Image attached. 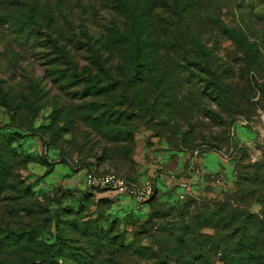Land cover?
Wrapping results in <instances>:
<instances>
[{
	"label": "rangeland",
	"instance_id": "1",
	"mask_svg": "<svg viewBox=\"0 0 264 264\" xmlns=\"http://www.w3.org/2000/svg\"><path fill=\"white\" fill-rule=\"evenodd\" d=\"M29 9L41 24L15 29ZM130 33L158 44L139 86L119 61L127 41L108 38ZM89 76L117 90L90 95ZM263 113L264 0H0V264L60 254L56 215L69 264L264 256ZM92 169L154 177L158 193L89 188Z\"/></svg>",
	"mask_w": 264,
	"mask_h": 264
},
{
	"label": "trees",
	"instance_id": "2",
	"mask_svg": "<svg viewBox=\"0 0 264 264\" xmlns=\"http://www.w3.org/2000/svg\"><path fill=\"white\" fill-rule=\"evenodd\" d=\"M29 23H34L36 25L41 24V21L36 17L35 11L31 9H29L28 12H25L23 17L16 21L17 26L14 24L16 26L15 29L18 27L19 31L23 32L25 29H27V25ZM50 24L51 22H49V27L51 28ZM80 34L82 37L87 38L88 41L90 40V35L87 30L82 29ZM108 38L112 43H115L116 41H122L124 43L125 41L123 40L127 41L128 44L125 47L124 57L122 58V55H120L119 61L127 64L126 67L128 69L129 79L134 82L136 86H139L140 82H149L151 79L152 63H154L153 57L157 54L156 48L158 45L155 43V41L152 42V40H154L153 37L149 35L148 37L143 38V36L139 34L130 33L121 36L112 35L108 36ZM88 44L90 45L89 42ZM91 50L93 62L96 63L99 69L107 70L106 60L103 59L104 53L96 51L95 48H92ZM256 58L257 56L252 58L251 61L256 60ZM206 69L209 68L206 67ZM86 80L88 81V85L86 86L85 90L86 92H89L90 95L112 94L115 90H117V86L115 85L112 76H110V79L107 81L106 85L101 84L102 80L96 76H89ZM211 83H213L217 89L215 96H222L220 86L218 87L216 82L211 81ZM116 134L119 136L122 134V131L119 129ZM44 158L45 161L48 162V158L46 156H44ZM1 159L2 158H0V183L5 180L6 173L8 172L5 162ZM155 190V195L146 202H149L155 198L158 193V188L156 187ZM62 209L65 210L67 208ZM56 220L58 221L57 227L60 229V233L57 237V244L60 245L61 253L54 255L51 252H48L47 256L42 258L40 263H36V260H31L29 264H69L65 256L68 257L72 252H69L68 243L64 240L65 237L62 233L64 226L61 224L58 215H56ZM68 221L69 222H66L67 226L73 228H75L76 225H78L77 227L80 226V224H77L76 220L70 219ZM93 228L95 227L90 228V234L95 236V243H99L101 239L107 237V235L98 230V228L95 230ZM239 247L240 250L237 253L232 249H225L222 252L223 264H264V256H260L258 254L256 247L251 245H241ZM62 258H64V260L62 263H60L59 260ZM164 259L165 258H160L159 264L164 263ZM79 262L80 264H89L86 256H84L83 259H79Z\"/></svg>",
	"mask_w": 264,
	"mask_h": 264
},
{
	"label": "built area",
	"instance_id": "3",
	"mask_svg": "<svg viewBox=\"0 0 264 264\" xmlns=\"http://www.w3.org/2000/svg\"><path fill=\"white\" fill-rule=\"evenodd\" d=\"M260 121L259 138L264 139V113L261 114ZM155 181L154 177H149L140 183L121 173L99 172L95 169L88 171L85 176V183L89 188L108 189L138 202H146L155 195L157 187Z\"/></svg>",
	"mask_w": 264,
	"mask_h": 264
}]
</instances>
